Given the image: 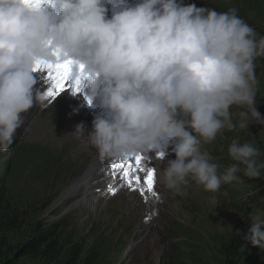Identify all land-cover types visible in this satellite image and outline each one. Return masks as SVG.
<instances>
[{"label":"clouds","instance_id":"1","mask_svg":"<svg viewBox=\"0 0 264 264\" xmlns=\"http://www.w3.org/2000/svg\"><path fill=\"white\" fill-rule=\"evenodd\" d=\"M102 0H0V152H7L25 120L44 97L34 91L37 63L71 61L83 66L88 103L97 94L103 117L92 121L89 145L101 159L147 154L160 142L175 159L162 183L179 191L189 180L207 192L257 178L260 150L233 140L224 172L201 151L223 130L264 125L255 105V63L264 56V37L235 9L217 12L178 0H139L107 18ZM55 10V18L46 9ZM84 137L83 124L71 133ZM241 181V180H240ZM246 242L264 249V220L253 219Z\"/></svg>","mask_w":264,"mask_h":264},{"label":"rangeland","instance_id":"2","mask_svg":"<svg viewBox=\"0 0 264 264\" xmlns=\"http://www.w3.org/2000/svg\"><path fill=\"white\" fill-rule=\"evenodd\" d=\"M225 1L228 4H224L226 7L222 12L234 9L233 4L240 0ZM178 3L185 6L195 4L199 8L220 12L212 2L206 0H180ZM46 11L55 18L54 9ZM247 13V20H255L252 11ZM74 66L78 65L74 63ZM34 76L37 80L34 91L43 95L50 84L44 79L43 73H34ZM102 88V84L98 86L97 94L89 104L86 99L89 95L87 80L81 77L79 90L75 94L69 88L53 101L44 99L43 104L38 102L28 113L23 114L25 122L15 135L17 144L21 147L46 148L53 161L51 165L59 172V178L50 184L51 197L57 196L46 217L67 219L69 226L65 233L72 232L76 240L87 242L89 246L98 237L108 240V243L111 240L112 248L104 258L106 264H118L126 248L139 241L142 243L123 264H178L175 261L184 260L186 254H189L186 262L194 264L192 254L197 253L207 259L219 257V250L231 239L233 242L244 239L242 251L245 260L253 264L254 259L251 261L250 256L255 247L246 242V217L243 218L239 211L240 206L245 204L241 200L248 197V191L233 186L241 184L240 180L248 177L240 172L237 181L226 183L231 193L235 189L237 191L234 192V203L232 196L221 188L215 193L207 192L191 180L181 186L179 191L169 190L162 183V172L167 162L175 159V154L170 147L158 142L149 153L139 154L143 157L144 169H154L156 196L146 192L142 197L138 190H130L121 179L123 170L112 168L113 164L119 165L124 158L101 159L87 141L93 119L106 114L100 107ZM255 91L258 92L257 89ZM255 105L260 115H264V98L258 101L256 97ZM241 110L232 109L236 127L221 130L210 143H201V151L212 158L210 162L218 163L222 172L234 163L228 153L233 140L252 143L258 149L261 148L258 141L264 135V125L250 120L248 128H239L237 113ZM77 124L84 126L85 135L81 139L71 134ZM15 144L11 147H15ZM11 151L13 148L0 152V165L8 164L14 158ZM159 153H163V158L159 157ZM258 159L260 161L261 157ZM137 174L142 185L146 172ZM89 175H93L92 178ZM257 178H264V169H261ZM110 186L118 189L115 195L109 190ZM27 189H31V185ZM175 225L180 227L182 234L185 233L184 237L171 238L175 234Z\"/></svg>","mask_w":264,"mask_h":264},{"label":"trees","instance_id":"3","mask_svg":"<svg viewBox=\"0 0 264 264\" xmlns=\"http://www.w3.org/2000/svg\"><path fill=\"white\" fill-rule=\"evenodd\" d=\"M206 1L212 2L220 12L228 4L225 0ZM233 7L237 15L255 30L257 38L264 37V0H240ZM250 11L253 12L255 20H247V12ZM254 63V87L258 90L255 93L258 101H263L264 56L257 57ZM14 143L15 147H10L13 148L11 152L14 158L4 166L0 165V264H106L104 258L112 248L111 240L108 243V240L98 237L89 246L87 242L76 240L72 232L65 233L69 226L67 219L46 217L57 196L56 194L51 197L50 184L59 178L58 170L51 165L53 161L49 151L38 146L21 147L16 138ZM258 144L261 145L260 161L264 162V135H261ZM224 163L227 164L225 161ZM246 179L249 178L242 179L241 184L233 186L248 191V197L241 200L245 204L239 208L242 217H246L248 231L254 218L264 220V178ZM29 185L31 189H27ZM228 186L229 184H223L221 189L232 196L234 203V192L237 191L235 189L231 193ZM173 231L175 236L171 234V238L185 236L177 225L173 227ZM242 242L244 239L237 242L231 239L219 250V257L209 255L212 258L207 259L196 253L191 255V260L194 264H252L248 259L245 260ZM252 254L250 258L251 261L254 259L253 264H264V249L254 248ZM185 257L184 260L175 262L188 264L186 259L189 254Z\"/></svg>","mask_w":264,"mask_h":264},{"label":"snow or ice","instance_id":"4","mask_svg":"<svg viewBox=\"0 0 264 264\" xmlns=\"http://www.w3.org/2000/svg\"><path fill=\"white\" fill-rule=\"evenodd\" d=\"M32 7L39 8L45 0H29ZM35 73H43L44 79L50 84L46 92L43 94L44 99H51L52 101L61 93L69 88L74 92L79 90V73L83 71V66H74L71 61H65L56 64H43L37 63L33 68ZM159 157L163 158V153H159ZM143 157L139 154L129 158H124L120 161L119 165L113 164V169H122V181L126 182L130 190H138L143 197L145 193H151L156 196L154 192L155 172L154 169L149 167L144 169L142 165ZM138 172H146L143 177V184L141 185V178ZM109 190L115 195L118 189L109 187ZM158 199V197H157Z\"/></svg>","mask_w":264,"mask_h":264},{"label":"water","instance_id":"5","mask_svg":"<svg viewBox=\"0 0 264 264\" xmlns=\"http://www.w3.org/2000/svg\"><path fill=\"white\" fill-rule=\"evenodd\" d=\"M142 243V241L136 242V243H132L130 244L126 250L124 251V255L121 257L120 261L118 264H123V262H125V260L128 258V256L134 251V249L139 246Z\"/></svg>","mask_w":264,"mask_h":264},{"label":"bare ground","instance_id":"6","mask_svg":"<svg viewBox=\"0 0 264 264\" xmlns=\"http://www.w3.org/2000/svg\"><path fill=\"white\" fill-rule=\"evenodd\" d=\"M93 175H89V178H92Z\"/></svg>","mask_w":264,"mask_h":264}]
</instances>
